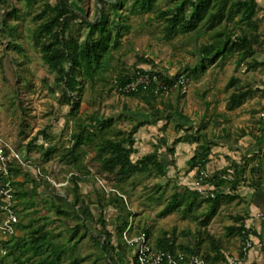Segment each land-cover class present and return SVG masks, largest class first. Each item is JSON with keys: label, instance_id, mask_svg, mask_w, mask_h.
I'll list each match as a JSON object with an SVG mask.
<instances>
[{"label": "trees", "instance_id": "obj_1", "mask_svg": "<svg viewBox=\"0 0 264 264\" xmlns=\"http://www.w3.org/2000/svg\"><path fill=\"white\" fill-rule=\"evenodd\" d=\"M33 1L35 0H28L29 3ZM127 1L100 0L101 4L97 6L95 16L91 18L72 0H56L54 3L43 0L41 11L35 14L40 21L35 31L36 42L41 47L42 56L50 70L56 75L53 83L56 88L53 87V89L61 91L63 102L71 106L68 115L75 122V128L71 134V145L65 148L61 158L70 166H74L77 172L72 176L75 183L74 200L60 197L59 201H56L38 197L41 193L40 183L37 180L40 178L48 182V179L43 177L45 173L41 175L33 170L34 176L29 171L31 168L25 169L17 165L13 167L12 177L15 197L18 199L17 209L20 221L15 235L9 238L0 236V252L6 251L18 263L63 264L64 259L72 254L77 245L94 231L90 230L87 223L88 219L93 218L94 215L86 199L83 198L79 182L89 179L88 174H93L95 171L96 174L105 175L111 180L112 190L107 204L114 205L120 210L117 216V230L121 238L117 243H113L111 241L113 232L107 228L101 235L94 233L92 236L104 258L108 259V264H139L136 253L134 262L130 259L126 261L128 253L133 249L135 251V247L123 237L133 215L125 198L127 192L123 181L134 174L151 172L167 174L168 165L163 160V151L160 148L137 159L134 157L139 151L137 134L143 126L157 124L160 120L166 119V123L161 128L167 127L168 118L164 110L157 106L161 92L154 87H140L139 90L128 93L149 105L152 110L150 120L122 112L119 116L101 117V122H98L100 120L98 112L90 115L80 112L82 96L87 88L96 90L101 83L110 78L113 86L118 88L116 79L123 84L135 75L125 67L124 59L122 55H119L124 44L123 37L132 28L130 21L132 15H148L149 21L151 18L152 21L154 17L157 18L162 23L165 36L169 39L186 34L192 40L198 41L201 36L211 33L210 38L198 47L200 62L206 60L215 62L222 56L236 52L242 55L243 60L255 54L258 49H264V33L259 32L260 23L264 18L259 13L263 7L258 0H134L130 12H126L122 6ZM161 1H165L166 5L160 6ZM14 12H17L16 7L10 11V13ZM231 24L240 32L230 26ZM3 25L10 28L14 34L16 27L9 25L6 19L3 20ZM82 27H85L86 32L81 38L79 32ZM12 44L17 46L14 41ZM139 61L152 64L151 71L158 72L164 79L172 82L174 77L181 73L187 75V72H179L174 76L170 72L158 69L156 61L144 55L138 56L137 62ZM140 69L145 71L143 68ZM114 73H118L116 79H113ZM227 86L235 88L227 100L229 110L238 108L258 90L244 85V80L240 76H233ZM119 117L132 120V126L128 128L119 126L116 123ZM178 126L182 125L178 123ZM204 128L205 126L200 125L185 128L183 135L168 147L170 153H175L179 142L196 144L191 168L197 169L198 175L204 182H212L214 178L216 179L212 189L214 195L205 196L203 200H199L201 195L199 189L186 188L184 193L177 191L172 195L167 208V213H172L187 200L194 199L198 206L202 201L210 202L211 210L202 217L197 235L193 239L178 243L175 232L173 234L165 232L153 243L150 240L152 230L147 228L142 231L148 234L154 247L174 253L181 251L187 255H199L210 264H227L230 255L226 252L224 240L212 235L207 226L222 205L229 204L238 198L236 191L240 185L248 183L255 189L261 185L262 167L260 156L256 154L257 156L252 157L244 156L241 161L232 160V163L213 174L205 175L211 160L214 140L208 136ZM44 133L47 135V132ZM163 137L167 138L165 135ZM32 145L30 144L29 148ZM16 147L21 150L19 145ZM57 151H59L57 146L49 144L46 148V158ZM20 176L24 177L22 181L18 178ZM193 203L190 205L194 206ZM103 205L105 206V203ZM191 206L186 207V212H193ZM33 207L38 212L45 210L46 213L33 216L30 212ZM49 211L57 214L63 229L59 231L54 229L52 226L54 220L50 218ZM26 216L29 218L25 221ZM231 217L233 223L228 226L226 235L240 237L238 258L243 261L247 257L243 244L245 223L251 217V213L250 211L235 213ZM69 220L78 222V225L72 227ZM81 227H84L83 232L80 231ZM142 231L133 234H140ZM83 260L77 257L69 264H82ZM4 261L5 258L1 257L0 262Z\"/></svg>", "mask_w": 264, "mask_h": 264}, {"label": "rangeland", "instance_id": "obj_2", "mask_svg": "<svg viewBox=\"0 0 264 264\" xmlns=\"http://www.w3.org/2000/svg\"><path fill=\"white\" fill-rule=\"evenodd\" d=\"M42 1L35 0L29 3L28 0H0V136L11 141L15 146L19 145L23 155L32 159L34 164L39 165L45 173L43 177L47 178L48 182L40 178L37 180L40 183L39 198L59 201L60 197H67L68 200L73 201L75 183L72 176L77 169L62 160L61 154L71 145V134L75 128V122L68 115L71 106L63 102L61 91L53 89V87L56 88L53 85L56 75L44 60L41 47L35 39V31L40 23L35 14L41 11ZM50 1L56 2V0ZM72 1L91 18L95 16L97 6L101 4L100 0ZM133 1L128 0L122 9L130 12ZM165 5V1L160 2V6ZM14 7L17 8V12L10 13ZM262 14L264 12L261 11L259 15ZM148 17V15L131 16L132 28L123 37L124 44L119 53L124 59L125 67L129 68L133 74L141 70L140 68L152 69L150 63L137 62L138 56L144 55L146 58L154 59L158 69L170 72L174 76L179 72H187L190 81L186 86H178L169 92L160 91L157 106L164 110L168 118L167 127L161 128L166 123L164 119L157 124L143 126L137 134L139 151L134 155L135 159L160 148L163 151V160L168 165V171L165 175L157 172L134 174L123 181L127 192L125 198L129 209L133 211L131 223L126 230L133 234L149 228L152 230L150 240L153 243L159 235L175 232L179 243L193 239L197 235L202 217L211 210V203L202 201L198 206L194 199L187 200L179 206L178 210L167 213L174 193L177 191L184 193L186 188L199 189L204 182L198 175L197 169L191 168L194 148L187 143L179 142L175 153H170L168 150V147L183 135L184 130L182 126H178V123L182 125L208 123L207 132L210 135L222 133L223 123L230 125L235 131L237 128L240 130L241 127L247 126L249 118L243 117V114L252 103L237 109L235 113L231 112L230 116L227 114L226 119L231 118L227 122L226 119L222 121L219 118L214 119L213 110L204 101L216 99L215 111H223L219 107L225 106L235 89L227 86L233 76L242 77L246 84L250 83L247 84L249 87L258 89L257 95L251 99L262 100L264 99V72L261 70L258 73H250L247 65L242 64V55L238 52L224 56L216 63L208 60L200 62L198 47L210 38L211 33L201 36L198 41L192 40L186 34L169 39L163 32L162 23L155 17L153 21L152 18L149 21ZM4 19L9 25L16 27L14 34L10 28L3 25ZM230 26L240 32L233 24ZM85 32V27H82L79 32L81 38ZM12 41L17 46L12 44ZM205 66L207 67L203 69ZM113 75V79H116L118 73ZM82 97L80 112L84 115L98 112L100 118L98 122H101V117L119 116L122 112L146 120L152 118V110L145 101L120 92L113 86L111 78L101 83L96 90L87 88ZM188 106L194 110L191 115L195 119L192 121L182 116V112L189 111ZM207 117H211L210 120ZM116 123L126 128L132 126V120L125 117H119ZM44 132H47V135ZM163 135L167 138L164 139ZM30 144L33 145L29 148ZM49 144L57 146L59 151L46 158V148ZM220 146L217 152L213 150L215 157L205 175L212 174L225 166L229 161L228 157L231 156L227 152L235 150L227 144ZM29 171L32 175L35 174L33 170L29 169ZM87 177L89 179L79 182V186L83 198L86 199L94 215L87 221L90 230L94 231L77 245L72 254L64 259L63 264H69L77 257L84 259L82 264H108V259L104 258L92 234L101 235L107 228L113 232L111 239L113 243H117L121 238L117 230V216L120 210L114 205L107 204L112 190L111 180L105 175L96 174L95 171ZM18 178L22 181L24 177ZM204 197L205 195H199V200H203ZM41 199L39 200L42 201ZM191 203L194 206H191ZM187 206H191L193 212H186ZM237 211L238 207L233 202L222 205L207 226L212 235L224 240L229 258L236 256L235 252L240 244L238 236L227 237L226 235L228 226L233 223L231 214ZM30 212L33 216L46 213L45 210L38 212L34 210V207ZM49 215L54 220L52 226L56 231L64 228L60 226V219L54 211H49ZM28 218L26 216L25 221ZM69 223L72 227L78 225V222L74 220H69ZM83 230L84 227H81L80 231L83 232ZM128 254L126 261L130 259L134 262V249ZM1 257H4L5 261L0 264H21L4 250L0 252Z\"/></svg>", "mask_w": 264, "mask_h": 264}, {"label": "built area", "instance_id": "obj_3", "mask_svg": "<svg viewBox=\"0 0 264 264\" xmlns=\"http://www.w3.org/2000/svg\"><path fill=\"white\" fill-rule=\"evenodd\" d=\"M118 84V90L123 93L137 91L140 87H154L161 92H169L178 86H186L189 78L185 73L174 77L173 82L164 79L161 74L150 69L137 70L133 78L123 84ZM19 165L25 168H31L36 173L43 175V170L39 165L34 164L33 160L23 155L11 141L0 136V236L9 238L18 232V223L20 217L17 209V199L15 197V185L13 180V167ZM205 174V173H204ZM212 182H203L199 187L202 195H214ZM256 222H264V214L259 213L253 219L245 223V235L243 238L244 250L248 253L250 249L262 244L256 241ZM125 240L135 246V253L139 264H210L199 255H187L184 252H170L162 248L154 247L148 237V234L142 231L140 234L124 233ZM242 260L238 256L230 258L227 264H239Z\"/></svg>", "mask_w": 264, "mask_h": 264}, {"label": "crops", "instance_id": "obj_4", "mask_svg": "<svg viewBox=\"0 0 264 264\" xmlns=\"http://www.w3.org/2000/svg\"><path fill=\"white\" fill-rule=\"evenodd\" d=\"M258 1L263 7L262 12H264V0H258ZM261 16L264 17V14H262ZM259 32L264 33V18H263V21L260 23ZM232 54L233 53H229L227 55H232ZM223 57L224 56L220 57V59H222ZM220 59L216 60L215 63L218 62ZM241 62L242 64L245 63V65H247L250 73H254V72L258 73L261 70L262 72H264V49H258L255 52V54L248 56L245 60L241 59ZM251 81H253V79ZM247 84H250V83H247ZM247 84L246 82H244V85H247ZM256 86L257 85L253 87H256ZM256 93L257 92H255L252 96L247 98L238 108L233 109V110H229L227 108V101L224 107L223 106L219 107L220 109H223V111H215L216 106H217L216 99H206V101H204L207 104V106H210V108L213 110V113H212L214 114L213 118L217 120L219 118L221 121L226 119L227 114L228 116H230L231 112L235 113L237 112L236 111L237 109L245 106L246 104L252 103V105L246 108L245 114H243V117L246 116L247 118H249L248 120L249 122L247 123V126L241 127L240 130L239 128H237V131H235L230 125L223 123L222 124L223 132L219 133L220 135L216 133L214 135H210L207 132L208 123L202 122L200 125V126H205L204 131L208 134L210 138H213L214 141L212 144L213 145L212 149L214 150V152H217L218 150H220L221 144H227V146H230L231 148L235 149V150L227 152L228 154H231V156L228 157L229 161L226 163V165H229L230 163H232V160L241 161L244 158V156L252 157L253 155H256V154L260 156V162H261V167H262L261 185L257 189H255V187L249 185L248 183L240 185L239 189L236 191V193L239 196L236 200L233 201L236 207H238V211L236 213H245L247 211H250L251 217L248 220L253 219L254 216L258 215L259 213L264 214V99L262 100L261 99L259 100L251 99L257 95ZM188 108H189V111L182 112V116L192 121L195 119V117H192L191 115L192 111L194 110L191 109V106H188ZM204 114H202V116H204ZM210 118L211 117H207L208 120H210ZM226 120L228 122L231 120V118L229 117ZM192 126H198V125L185 124V125H182V130H184L185 132V128H188V127L190 128ZM183 143L189 144V146H191L194 149L196 147V144H192L190 142L183 141ZM214 157L215 156L212 152L211 160L208 163L207 168H209L211 162L213 161L212 159ZM232 214H235V213H232ZM255 228H256V241L259 244L261 243L263 248L260 249V245L253 247L247 253L246 259L243 260L239 264H264V222H260V223L256 222ZM237 238H238V242L240 241V244H241L240 237L238 236ZM239 246L235 252L236 257L238 256V253H239Z\"/></svg>", "mask_w": 264, "mask_h": 264}]
</instances>
